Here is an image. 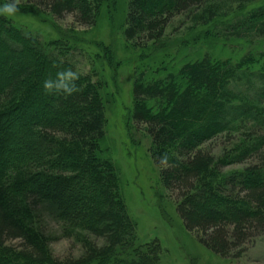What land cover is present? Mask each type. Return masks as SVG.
Here are the masks:
<instances>
[{
    "label": "trees",
    "instance_id": "trees-1",
    "mask_svg": "<svg viewBox=\"0 0 264 264\" xmlns=\"http://www.w3.org/2000/svg\"><path fill=\"white\" fill-rule=\"evenodd\" d=\"M42 3L55 17L93 25L108 0ZM174 16L247 51L236 60L206 54L164 77L136 69L132 119L146 127L184 228L220 257L236 256L264 236V0H126L123 37L157 48ZM74 49L0 15V264H159V241H139L116 166L100 147L101 81L78 70ZM217 138L229 146L206 147ZM235 164L245 165L223 171ZM59 239L78 252L56 256Z\"/></svg>",
    "mask_w": 264,
    "mask_h": 264
},
{
    "label": "rangeland",
    "instance_id": "rangeland-1",
    "mask_svg": "<svg viewBox=\"0 0 264 264\" xmlns=\"http://www.w3.org/2000/svg\"><path fill=\"white\" fill-rule=\"evenodd\" d=\"M42 1L0 0V7L15 3L19 11L12 16L4 15L7 19L44 41L64 40L75 48L72 58L78 70L95 74L93 80L101 81L106 123L100 147L116 166L120 192L129 216L136 223L139 241H159L162 248L159 264H264V236L250 239L236 256L223 258L206 248L196 231L184 228L175 211L174 197L163 187L160 169L150 155L151 140L146 127L132 119L136 69L145 70L146 78L164 77L176 72L183 63L206 54L214 59L236 60L247 51H243L246 47L232 39L202 35L209 31L206 25L193 26L180 16H174L166 25L160 46L153 48L152 42L139 46L122 34L126 0H108L93 25L77 23L70 13L55 17ZM261 2L246 5L242 13ZM260 49L264 50V46ZM3 73L0 65V76ZM223 146L228 147L229 141L217 138L206 144L214 152ZM244 165H231L223 171L241 169ZM46 226L50 232L57 230L54 222ZM51 248L56 256L62 257L77 253L79 246L71 240L59 239L51 242Z\"/></svg>",
    "mask_w": 264,
    "mask_h": 264
},
{
    "label": "clouds",
    "instance_id": "clouds-1",
    "mask_svg": "<svg viewBox=\"0 0 264 264\" xmlns=\"http://www.w3.org/2000/svg\"><path fill=\"white\" fill-rule=\"evenodd\" d=\"M19 11L18 6L15 3H5L3 7H0V15L12 16ZM62 75V74H60ZM52 87L51 82H45V88L50 89Z\"/></svg>",
    "mask_w": 264,
    "mask_h": 264
}]
</instances>
